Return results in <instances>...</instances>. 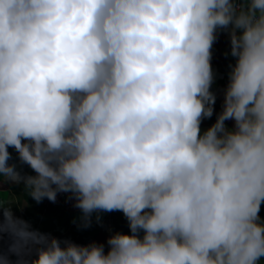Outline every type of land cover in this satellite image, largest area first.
Listing matches in <instances>:
<instances>
[{
  "label": "clouds",
  "instance_id": "9594fccd",
  "mask_svg": "<svg viewBox=\"0 0 264 264\" xmlns=\"http://www.w3.org/2000/svg\"><path fill=\"white\" fill-rule=\"evenodd\" d=\"M24 191L120 211L107 250L30 225ZM0 192V264H264V0H0Z\"/></svg>",
  "mask_w": 264,
  "mask_h": 264
},
{
  "label": "crops",
  "instance_id": "0c3cea01",
  "mask_svg": "<svg viewBox=\"0 0 264 264\" xmlns=\"http://www.w3.org/2000/svg\"><path fill=\"white\" fill-rule=\"evenodd\" d=\"M218 34L221 37H224V34L227 33L220 32ZM228 52H230L228 49L225 48L224 51H222L220 49V45L214 43L212 48L213 69L217 72V74L222 72H225L227 74L226 79L212 86V90L217 94L215 112L216 110H218V108H220V104L222 105L223 103L224 89L228 83V73L230 71L229 65L234 62L233 57H231L230 55H226V53ZM224 58L229 60V64L227 66H225L224 64ZM215 112L213 114L214 117H216ZM9 194L10 193L8 192L4 193L5 200L10 199V196L15 199V192L10 195ZM23 196L33 204H39L38 206L25 212L24 220L28 221L30 225L35 226L42 232L61 233L63 231H69L75 236V241L77 242V244H88L91 242L103 243L105 244V249L107 250V239L110 234L106 232V228L103 225L108 221L112 214H119L120 211L100 212L98 214L93 213L91 225L89 227H83L80 221L81 211L74 206L75 200L74 198H70V194L58 193L55 202H52L47 198L43 199L41 202H37L30 196H28V193L26 191L23 192ZM97 215H99L100 217L99 220L97 219ZM121 216H124L122 212ZM93 226L94 231L92 233L90 228H92ZM9 247L8 252L12 254L9 251Z\"/></svg>",
  "mask_w": 264,
  "mask_h": 264
},
{
  "label": "rangeland",
  "instance_id": "374dc122",
  "mask_svg": "<svg viewBox=\"0 0 264 264\" xmlns=\"http://www.w3.org/2000/svg\"><path fill=\"white\" fill-rule=\"evenodd\" d=\"M215 43H217L218 45H220V49H221L222 51H224L225 48L228 49V50L230 51V49H229L230 38H229V35H228V34H224V37H221V36L218 34ZM224 64H225V66H227V65L229 64V60L226 59V58H224ZM222 105H223V103H222ZM222 105L220 104L219 113H220V111L222 110ZM219 113H218V114H219ZM216 118H217V116L215 117V120H216ZM211 120H212V117H211L210 119H205V120L202 122V125H201L202 130H206L208 127H210V126L212 125ZM226 123L228 124L229 127H231L232 124H233L232 121H228V122H226ZM10 152H12V157L14 158L15 162L18 163V158H17V156H16L15 153H14V149H10ZM18 164H19V163H18ZM22 188H24L23 184H18V185H16V186H14V189L17 190V191H18V190H21ZM9 195H10V194H9ZM0 199H4V200H5V197H4V193H3V192H0ZM92 229H93V230H92ZM90 230H91L92 233H93V231H94V226H93L92 228H90ZM91 231H90V233H91ZM106 232L109 233L108 230H106ZM109 234H111V233H109Z\"/></svg>",
  "mask_w": 264,
  "mask_h": 264
},
{
  "label": "trees",
  "instance_id": "16d2710c",
  "mask_svg": "<svg viewBox=\"0 0 264 264\" xmlns=\"http://www.w3.org/2000/svg\"><path fill=\"white\" fill-rule=\"evenodd\" d=\"M214 120H215V117H212L211 121H214ZM23 172H24L23 175L34 174L32 172V170L27 165H25ZM260 216H261L262 219H264V205H262V207H261ZM125 228L127 229V233H130V229H129V225L128 224H126Z\"/></svg>",
  "mask_w": 264,
  "mask_h": 264
},
{
  "label": "built area",
  "instance_id": "2783aa9c",
  "mask_svg": "<svg viewBox=\"0 0 264 264\" xmlns=\"http://www.w3.org/2000/svg\"><path fill=\"white\" fill-rule=\"evenodd\" d=\"M54 236H56V235H54ZM56 237H58L61 241H64V240H70V241H72V236L67 231L66 232H63L62 235L56 236Z\"/></svg>",
  "mask_w": 264,
  "mask_h": 264
}]
</instances>
